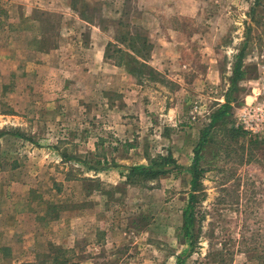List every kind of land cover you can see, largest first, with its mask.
<instances>
[{
	"label": "rangeland",
	"instance_id": "obj_1",
	"mask_svg": "<svg viewBox=\"0 0 264 264\" xmlns=\"http://www.w3.org/2000/svg\"><path fill=\"white\" fill-rule=\"evenodd\" d=\"M99 1L78 4L84 19L126 26L105 64L83 50L87 25L39 9L22 22L0 3V264L51 245L77 264H175L186 168L227 97L201 150L197 247L179 264H264V139L232 133L264 56V0ZM37 26L53 32L49 55L35 51ZM133 32L151 45L146 67L115 52ZM167 153L180 172L126 179Z\"/></svg>",
	"mask_w": 264,
	"mask_h": 264
},
{
	"label": "trees",
	"instance_id": "obj_2",
	"mask_svg": "<svg viewBox=\"0 0 264 264\" xmlns=\"http://www.w3.org/2000/svg\"><path fill=\"white\" fill-rule=\"evenodd\" d=\"M91 21L90 18L88 20ZM117 29L119 27H126L125 23L121 18L116 19ZM119 43L118 46H115V52L118 54H122L125 50L126 52L132 54L134 56V62L137 63L141 67H146V62L149 59V52L151 45L148 42L147 38L137 32L133 33H125L120 40H114ZM119 41V42H118ZM127 42V48L121 47V43ZM111 43H107L105 46L103 57L109 59L107 50ZM120 46V47H119ZM125 53V52H124ZM243 48L239 50L237 55L235 56V62L232 67V78H231V89H234L235 82L243 76V72L241 70L242 59H243ZM229 106V98H225L224 103L219 106V108L211 114L209 123L200 131L198 141L194 148L192 149V159L191 164L188 168H186L190 180H189V192L187 194V202L185 208L182 211V220L181 226L178 229L179 234L186 242L188 247L187 252L182 254L181 256H177L175 258V264L181 263L182 257L189 255L193 252L194 248L197 247V236H198V202H199V186L201 179V168L200 161L202 158L201 150L206 144L208 140V136L212 130L213 123L220 119L226 112ZM232 132L235 135H243L238 129H234ZM182 170V166L176 164L171 155L167 153L165 156H158L156 159L151 160L149 162L148 167H140V166H132L128 169V174L126 175V179H134V177H141L143 179L152 180L158 176L165 175L169 172H180ZM6 248H0L3 252ZM69 250H65L58 246H49L46 248L44 252L37 253L33 262L30 263H19V264H77L74 259L68 258L66 254ZM6 257V255H2ZM74 256V255H73Z\"/></svg>",
	"mask_w": 264,
	"mask_h": 264
},
{
	"label": "crops",
	"instance_id": "obj_3",
	"mask_svg": "<svg viewBox=\"0 0 264 264\" xmlns=\"http://www.w3.org/2000/svg\"><path fill=\"white\" fill-rule=\"evenodd\" d=\"M103 1V0H102ZM99 1L101 6L104 5V2ZM73 0H0V3L4 4V7L12 8V11H8L6 15L13 14L17 20L22 22H28L29 20H34L31 18V10H38L44 13H52L62 17L63 21L67 20H76V24H84L87 25V42L88 46L83 47V50L96 60L102 61L101 64H105L104 60L106 58L103 57L105 46L107 43L111 42L117 31V18H107L101 25H97L96 23H92L93 21H88L83 18V14L81 15V9L78 7V4L84 3V0H80L73 5ZM19 10V13L18 11ZM14 11V13H13ZM90 20H94V18L90 17ZM38 40H36L35 51L37 52L38 57L41 55H49L52 49V39L53 32L41 31L39 26L36 27ZM68 30V29H66ZM65 30V31H66ZM68 32H71L68 30ZM81 32H78V36H80ZM83 37V36H82ZM24 51V50H23ZM47 51V52H46ZM44 65L42 63L33 64L32 67L36 69L42 68ZM36 71L35 73H37ZM3 257V256H2ZM3 259V258H2Z\"/></svg>",
	"mask_w": 264,
	"mask_h": 264
},
{
	"label": "built area",
	"instance_id": "obj_4",
	"mask_svg": "<svg viewBox=\"0 0 264 264\" xmlns=\"http://www.w3.org/2000/svg\"><path fill=\"white\" fill-rule=\"evenodd\" d=\"M260 59L257 76L249 82L234 113V128L250 139H264V56Z\"/></svg>",
	"mask_w": 264,
	"mask_h": 264
}]
</instances>
